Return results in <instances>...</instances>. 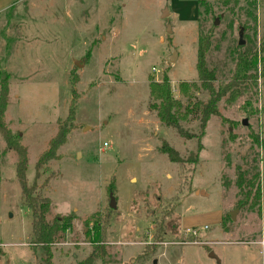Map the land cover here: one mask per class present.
Wrapping results in <instances>:
<instances>
[{
	"label": "rangeland",
	"instance_id": "374dc122",
	"mask_svg": "<svg viewBox=\"0 0 264 264\" xmlns=\"http://www.w3.org/2000/svg\"><path fill=\"white\" fill-rule=\"evenodd\" d=\"M201 1L199 8L198 0H26L0 14L4 122L27 149L29 185L59 120L73 99L77 105L59 159L37 181L39 193L52 200L47 221L72 217L52 247L54 264L90 255L95 214L100 224L109 220L108 254L95 264H264V0L251 10L254 0ZM202 33L212 34L207 62L216 89L232 81L239 52L255 51L258 64L256 81L242 86L236 101L227 102L229 93L221 99L198 152L196 139L161 125L149 107V83L168 76L186 104L179 84L200 85ZM196 97L207 102L209 94L200 90ZM181 124L198 134L197 116ZM164 141L179 152V163L159 151ZM5 148L0 134V264H45L43 249L32 243L18 157ZM239 171L247 179L261 174V216L237 208ZM223 211L235 216L226 229L218 219ZM183 215L182 228L199 229L197 236L182 231Z\"/></svg>",
	"mask_w": 264,
	"mask_h": 264
},
{
	"label": "trees",
	"instance_id": "16d2710c",
	"mask_svg": "<svg viewBox=\"0 0 264 264\" xmlns=\"http://www.w3.org/2000/svg\"><path fill=\"white\" fill-rule=\"evenodd\" d=\"M203 1L198 0L199 8ZM249 9L255 8V0L248 1ZM200 13V12H199ZM212 47V34L202 33L198 41V60L197 72L200 85L196 82H181L179 92L186 100L184 104L177 99L173 93V87L168 76H164L161 82L151 79L149 83V94L151 99L150 109L156 112V115L162 126L174 130L178 136L186 140L196 139L198 143V152L202 150L201 139L204 135L206 126L212 116H219L218 104L226 94H231L227 102L236 101L240 96L242 86L257 79L256 72L258 64V55L255 51L248 49L239 52L237 56L235 73L229 84L222 85L216 89L215 71L208 66L207 57ZM204 90L209 94L207 102L197 101L196 93ZM8 86L7 80L3 78L0 89V134L3 137L6 148L5 153L13 151L18 157L16 163V179L21 188L23 204L32 214V243L40 246L44 251V263H53V245L62 238V233H66L65 227L70 229L71 216H57L52 222L47 221V216L51 211L52 200L39 193L37 181L41 178L49 163L59 159L58 151L66 144L68 135L75 119L77 105L72 100L69 108V114L65 120H59L57 134L49 141L48 148L38 159L35 165V181L33 185L28 184V153L27 149L19 143V137L14 136L7 128L4 122V115L8 106ZM192 116H197L199 120V132L193 133L182 126V122H188ZM159 151L166 155L171 162L179 163L181 157L179 152L173 148L167 141H164ZM198 158V155H197ZM248 173V172H247ZM261 174L257 172L251 179H247L246 172L239 171L236 185L239 187L242 199L238 201V209L257 210L261 216V201L263 197L261 187ZM49 178L44 182L48 184ZM112 189L109 192L112 193ZM177 199V198H176ZM175 199V200H176ZM92 234V251L90 255L77 264H95L97 260H103L107 257L106 239L109 220L100 224L98 215L95 214ZM231 214H225L222 218L221 227L226 229ZM232 219V218H231ZM163 228V227H162ZM91 230V231H92ZM200 232V231H199ZM155 237H163L161 230H158Z\"/></svg>",
	"mask_w": 264,
	"mask_h": 264
},
{
	"label": "crops",
	"instance_id": "0c3cea01",
	"mask_svg": "<svg viewBox=\"0 0 264 264\" xmlns=\"http://www.w3.org/2000/svg\"><path fill=\"white\" fill-rule=\"evenodd\" d=\"M24 1H26V0H0V14L3 13V12H5V11H7V10H9L12 7H15L17 4H20V3L24 2ZM221 214L222 215L218 216V219L219 220L221 219V222H222V218L224 216L223 215L224 214V211L221 212ZM184 218H185L184 215H183V217L180 218V227H181V229H182L183 232L188 233L189 230L196 229V228H190V227H188L187 229H185V228L183 229L182 228V223L183 224L185 223V219ZM206 227L208 229V226L206 225V226L203 227L204 230H205Z\"/></svg>",
	"mask_w": 264,
	"mask_h": 264
},
{
	"label": "water",
	"instance_id": "95a60500",
	"mask_svg": "<svg viewBox=\"0 0 264 264\" xmlns=\"http://www.w3.org/2000/svg\"><path fill=\"white\" fill-rule=\"evenodd\" d=\"M167 26H168V31L171 32L170 24L167 23ZM240 36H241V34H240ZM240 44H243L242 40L240 41ZM176 58H177V53H176V51L172 48V49H171L170 61H171V62H174V61L176 60ZM75 64H76L77 67H80L79 62H76ZM244 123H245V122H244ZM116 207H117V205H116L115 198L113 197L112 194H110V208H111V209H116ZM234 217H235V216H234V213L232 212V213H231V218L234 219ZM210 256H211L212 258H216V256H215L213 253H211ZM6 264H9V261H7Z\"/></svg>",
	"mask_w": 264,
	"mask_h": 264
},
{
	"label": "built area",
	"instance_id": "2783aa9c",
	"mask_svg": "<svg viewBox=\"0 0 264 264\" xmlns=\"http://www.w3.org/2000/svg\"><path fill=\"white\" fill-rule=\"evenodd\" d=\"M207 229V227L205 228V230ZM65 230L66 232L69 230L67 227H65ZM199 231L198 229H192V230H189L188 231V234L191 235V236H197L199 234ZM262 246H264V240L262 241Z\"/></svg>",
	"mask_w": 264,
	"mask_h": 264
}]
</instances>
